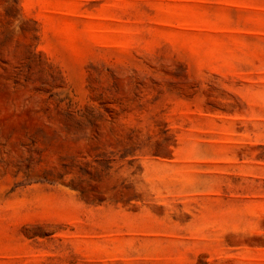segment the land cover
Wrapping results in <instances>:
<instances>
[{"label":"rangeland","instance_id":"1","mask_svg":"<svg viewBox=\"0 0 264 264\" xmlns=\"http://www.w3.org/2000/svg\"><path fill=\"white\" fill-rule=\"evenodd\" d=\"M0 264H264V0H0Z\"/></svg>","mask_w":264,"mask_h":264}]
</instances>
